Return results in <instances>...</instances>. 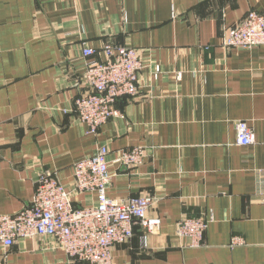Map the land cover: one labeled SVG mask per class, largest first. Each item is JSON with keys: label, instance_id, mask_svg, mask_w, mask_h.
I'll return each mask as SVG.
<instances>
[{"label": "crops", "instance_id": "1", "mask_svg": "<svg viewBox=\"0 0 264 264\" xmlns=\"http://www.w3.org/2000/svg\"><path fill=\"white\" fill-rule=\"evenodd\" d=\"M251 10L264 13V0H0V215L29 204L43 173L72 187L75 163L105 145L108 196H152L162 218L146 241L136 224L114 264H264V45H223ZM83 39L136 47L145 63L141 92L121 98L122 115L98 134L74 104L88 91ZM238 121L254 144H238ZM136 146L143 164L114 161ZM73 199L93 206L98 196ZM201 216L204 240L189 246L177 223ZM234 236L243 242L232 246ZM0 264L84 263L41 236L0 246Z\"/></svg>", "mask_w": 264, "mask_h": 264}, {"label": "built area", "instance_id": "2", "mask_svg": "<svg viewBox=\"0 0 264 264\" xmlns=\"http://www.w3.org/2000/svg\"><path fill=\"white\" fill-rule=\"evenodd\" d=\"M223 45L229 49L263 46L264 13L247 12L237 25L227 30ZM82 57L88 91L75 99V110L87 125L88 133L98 134L113 116L122 115L116 107L121 98L141 92L139 73L145 63L136 47L107 43L99 50L86 39L82 42ZM159 70L157 67L156 71ZM237 135L240 145L256 142L255 133L246 121H238ZM109 153V148L102 145L94 154L75 163L70 188L55 173L41 174L29 204L17 213L0 215V246L10 248L20 239L45 236L54 239L71 261L114 264V248L132 239L136 224L145 233V241L146 234L156 233L162 226V218L150 214L155 203L152 196L125 199L108 196L107 189L114 177ZM146 156L144 146L123 148L118 150L114 161L138 167ZM77 193L97 194V204L77 206L73 199ZM208 222L205 216L183 218L177 223V233L189 241V246H200ZM242 242L241 237L234 236L231 245Z\"/></svg>", "mask_w": 264, "mask_h": 264}]
</instances>
